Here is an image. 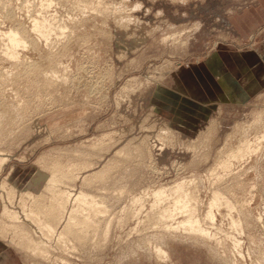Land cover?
I'll return each instance as SVG.
<instances>
[{
  "label": "rangeland",
  "instance_id": "374dc122",
  "mask_svg": "<svg viewBox=\"0 0 264 264\" xmlns=\"http://www.w3.org/2000/svg\"><path fill=\"white\" fill-rule=\"evenodd\" d=\"M79 1L0 0V29L26 32L17 57L0 41V222H12L5 205L44 213L54 168L60 187L95 195L106 212L63 241L23 222L46 254L1 224L0 264H264V140L220 168L241 140L264 133V0ZM44 15L48 39L32 25ZM183 180L201 217L213 188L235 205L242 253L226 216L203 221L219 244L156 221L152 190Z\"/></svg>",
  "mask_w": 264,
  "mask_h": 264
},
{
  "label": "bare ground",
  "instance_id": "6f19581e",
  "mask_svg": "<svg viewBox=\"0 0 264 264\" xmlns=\"http://www.w3.org/2000/svg\"><path fill=\"white\" fill-rule=\"evenodd\" d=\"M46 3L48 4V2H46ZM49 4H50V2H49ZM43 5H40V6H43ZM84 6H86V5H84ZM96 7H97V5H96ZM44 16H43L44 17L43 18L44 20H38V19H35L34 20L33 19L34 20V23L32 25H33V29L35 31H37V33H41V34H43V36H45V37L47 36L48 37V36H50L49 35L50 34L49 30L51 29L50 28V25L53 23V21L50 22V19L49 20L47 19L49 17L46 18V15H44ZM51 20H52V18H51ZM44 21L46 23L47 22H50V23H47L48 24L47 25V24H45ZM59 25H60V27L63 26L61 24H59ZM65 26L66 25H64V27ZM60 27L58 26V28H60ZM30 29H31V27H30ZM61 29H63V28H61ZM24 30H20L19 27L18 28H9L8 30L0 29V39H3V40H0V41H2V42L5 41L6 42L5 44L3 42V44L5 46V48L3 49V51H4V53L6 55L11 56L12 58L17 57L18 56V50H17V48H19V45H21V46L23 45V48L25 47L24 45L26 44V37H25L26 32ZM50 31H52V30H50ZM30 35H32V34H30ZM33 38L31 40H33ZM38 38H40V37L38 36ZM29 40L30 39H27V41L29 43L36 42L35 40H33L34 42H32V41L30 42ZM33 45L31 44V46H33ZM35 45H36V43H35ZM34 46H33V48H35ZM36 63L37 62H35V65H36ZM36 66H38V65H36ZM50 74H52V73H50ZM12 75H14V74H12ZM0 78H1V76H0ZM263 140H264V133L261 134V135L256 136L255 138H246L244 140H241L240 143L237 144V146L234 149L232 148V150H230V152L227 154L226 158L223 160V163L221 164L220 168L222 170H226V171L233 170L234 165L237 164V162L241 164L242 161L247 160L252 155V153H254L257 149H259V147L261 146ZM3 158L4 157H1L0 156V163L3 161ZM54 169L52 170V174L49 177V180H48V183H47V186H46L47 189H49L52 192V196L51 197L53 198V200H52L51 204L49 206H47V208H44V210H43L44 213H42L41 210L40 211L39 210H35L32 207L29 211H25L23 209V213L20 214L17 211H15L13 209H10L8 207V205H5L4 210L2 212V215L7 216L12 222H10V223H4V224H3V221L4 220H2L0 222V226L3 225L6 228L9 227L10 229H12L11 231H13V232H16V231L20 232L21 237L24 238V239H26L25 240L26 241L25 243L28 244V247H31L34 251H36V252L38 251L39 253L41 252L42 254L48 253V249H47L48 248L47 247V244L48 243L45 244L46 241L45 242H42L41 241L42 243H40L39 241H36V240L33 239V237L31 236L32 235L31 234V231L33 229L31 231L30 230H27L28 228L25 229L26 227L23 224V222L25 224H27L25 222L26 220H29L33 224H35L36 225L35 227H37V229L40 230V232L42 233V235L48 236V238H49V235L48 234H53L54 233V234H57L56 236H58V238L60 240L62 239V241H63V238L66 236L65 233L67 234V232H68V234H69L70 231L73 230V227L76 226V225H78V224L80 225V226L78 225L79 226V229H80V232H81V230L83 231V228L81 226L84 227V230L87 228L88 224H89L88 227H90L91 225L93 227H95V224L96 223H95V221L93 222V220H95V219L92 218L95 214L92 216L93 213H96V215H97V212L98 211H101V212L102 211H105L106 212L105 207L99 203L100 201H98V199L95 197V195H92L90 193H87V192H85L83 190L73 191L71 188H69V189H67V188L63 189L62 187H60L61 186L60 185V181H61V178L63 179V177L60 174V172L57 171L58 169L57 170H54ZM211 174L214 175L215 177H218L219 175H221V173L216 168L212 169ZM219 177H221V176H219ZM218 178H217V180H218ZM190 182H192V181H190V180L189 181L188 180H183V181L177 182L175 185L170 186L168 188L161 187V188L153 189L152 190V196H153L154 199L152 200L153 202H152L151 206H152V209L153 210L154 209H157V212L156 213H158V218H157L156 221H158V223L160 222L161 225L164 226V228H166V229L169 228V229H173V230L174 229L175 230H183L184 232H187V233H191V234L198 235V236H201V237H206V238H209V239H214V241L219 244L220 242H222L221 241L222 239H219V237L216 235V231L213 232L209 227L205 226L204 225L205 223H203V221L206 220V219H208L211 222L215 223L216 220H217L218 214L221 216V218H222V216H226L228 218L227 221H228V224H229V225L228 224L227 225L231 228V231H226V234H229L231 236L232 242H233V248L237 251V253L238 252L240 253L241 252L240 251L241 239L239 240V238L237 237L236 234H234V232H236V231L237 232H241L244 229L245 226H244V223H243L241 214L237 213L235 215L233 213V211L235 210V205L233 203H231L226 197H224L222 195V193L219 191L218 188H215V189L213 188L212 191H211L210 199H209V201L207 203V210H206L204 216L201 217L199 215V213H197V201H198L197 199L198 198H197V196L195 197V194H193L194 191L192 192V190H190V188H189ZM207 188H209V187H207ZM4 192L6 194V191H4ZM10 192H11L10 190L7 192L8 195H10ZM28 194H29L28 196H29L30 199H31V197H33V199H35L37 197L36 195H33L32 193H28ZM9 198H13V197H10L9 196ZM135 200H138V199H135ZM69 201H73L72 203H74L71 208L68 205V202ZM140 201H142V198H140ZM163 202H166V203L162 204ZM38 204H40V203H38ZM142 205L143 204H141V206ZM222 205L223 206H226L228 208V212L226 213V215H222V212L220 210V208H221ZM141 206L139 208H142ZM84 209L87 210V212H86L85 215L82 214V212L84 211ZM101 212H99V213H101ZM42 215H43V217H42ZM180 216L182 218H179ZM91 219H93V220L91 221ZM62 221L65 222V224H64V230L58 229L60 231H57L56 230V226H57V224L59 222H62ZM89 221H91V222H89ZM92 222L95 223V224L93 225ZM26 226H28V225H26ZM85 226H86V228H85ZM212 226H213V224H212ZM5 227H3V228H5ZM29 227H30V224H29ZM71 227H72V229H71ZM107 227L105 229L106 231H103L106 234H107V230H108ZM76 228L74 227V229H76ZM87 229H89V228H87ZM87 229H86V231H87ZM77 230L78 229H76L75 231L73 230V232H76ZM77 232H79V230ZM33 233H34V230H33ZM71 233H72V231H71ZM87 233H89V232L87 231ZM77 234H76V236H77ZM85 234H86V232H85ZM73 235H75V233ZM69 236H70V234H69ZM78 236H81L82 237V234L80 235V233H79ZM88 237H89V235H88ZM228 238H230V237L228 236ZM24 239H22V240H24ZM78 239L80 240L79 237H78ZM78 239H77V242H78ZM58 242H60V241H58ZM155 246H156L155 247V250L158 253H160V254H164L165 253V250H163L161 246H159V245H155ZM230 248H232V247L230 246ZM232 254H233V252H232ZM62 261H63V259H62ZM64 261H66V260H64ZM69 264H70V262H69Z\"/></svg>",
  "mask_w": 264,
  "mask_h": 264
}]
</instances>
